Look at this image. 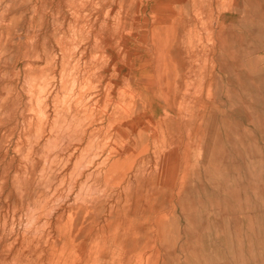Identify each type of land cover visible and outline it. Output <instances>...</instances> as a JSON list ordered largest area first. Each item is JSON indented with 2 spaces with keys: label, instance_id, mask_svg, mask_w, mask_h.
<instances>
[{
  "label": "rangeland",
  "instance_id": "rangeland-1",
  "mask_svg": "<svg viewBox=\"0 0 264 264\" xmlns=\"http://www.w3.org/2000/svg\"><path fill=\"white\" fill-rule=\"evenodd\" d=\"M0 264H264V0H0Z\"/></svg>",
  "mask_w": 264,
  "mask_h": 264
},
{
  "label": "bare ground",
  "instance_id": "bare-ground-1",
  "mask_svg": "<svg viewBox=\"0 0 264 264\" xmlns=\"http://www.w3.org/2000/svg\"><path fill=\"white\" fill-rule=\"evenodd\" d=\"M108 71H109V70H108ZM109 72H110V71H109ZM33 77H34V79H35V76H33ZM103 77H104V76H103ZM108 77H109V76H108ZM37 78H38V77H37ZM34 79H32V80H34ZM30 80H31V79H30ZM30 80H29V81H30ZM34 82L37 83V80H34V81H33V84H35ZM108 82H109V81H108ZM108 82H107V83H108ZM28 83H29V82H28ZM31 84H32V83H30L29 85H31ZM105 85H106V84H105ZM109 85H111V84L109 83ZM112 86H113V85H112ZM105 87H106V86H105ZM31 88H33V87L30 86L29 89H31ZM110 90H111V89H110ZM29 91H30V92H33L34 90L32 91V89H31V90H29ZM143 93H144V92H143ZM32 94H33V93H32ZM36 95H37V94H36ZM120 95H121V94H120ZM120 95H119V96H120ZM143 95H144V94H143ZM55 96H56V98L59 97V96H57V94H56ZM121 96L123 97L124 95H121ZM141 96H142V95H141ZM124 97H125V96H124ZM137 97H138V95H137ZM119 98H120V97H119ZM119 98H118V99H119ZM125 98H126V97H125ZM138 98H139V97H138ZM138 98H137V99H138ZM32 99H33V97H32ZM36 99H37V97H36ZM69 99H70V98H69ZM77 99H78V98H77ZM77 99H76V100H77ZM120 99H121V98H120ZM139 99H140V98H139ZM37 100H38V99H37ZM56 100H57V99H56ZM79 100H80V99H79ZM79 100H78V101H79ZM71 101H72V100H71ZM123 101H124V99H123ZM123 101H122V102H123ZM37 102H38V101H37ZM56 102H57V101H56ZM73 102H74V101H73ZM35 103H36V102H35ZM35 103H34V104H35ZM54 103H55V102H54ZM59 103H60V102H59ZM67 103H68V101H67ZM78 103H80V102H78ZM37 104H38V103H37ZM37 104H35V105H37ZM55 104L57 105V103H55ZM69 104H70V103H69ZM71 104H72V102H71ZM119 104H120V103H119ZM35 105H33L34 107H33V106H32V107L35 108ZM65 105H66V103H65ZM78 105H79V104H78ZM62 106H63V105H62ZM67 106H68V105H67ZM56 107H57V106H55V108H56ZM58 107H59V106H58ZM60 107H61V106H60ZM63 107H64V106H63ZM73 107H74V106H73ZM69 108H70V107H69ZM75 108H76V107H75ZM35 109H37V111H38V110H39V109H38V106H36ZM61 109H62V108H61ZM65 109H66V108H65ZM72 109H74V108H71V110H72ZM59 110H60V109H59ZM61 111H62V110H61ZM63 112H64V110H63ZM73 112H75V111H73ZM76 112H77V111H76ZM76 112H75V113H76ZM57 113H58V112H57ZM75 113H74V116H76ZM69 114H70V113H69ZM60 115H61V114H60ZM77 115H78V114H77ZM68 116H69V115H67V117H68ZM70 116H71V115H70ZM149 116H150V115H149ZM60 117H61V116H60ZM60 117H59V118H60ZM67 117H66V118H67ZM76 117H77V116H76ZM63 118H64V117H63ZM69 118H70V117H69ZM56 119H57V118H56ZM136 119H137V118H136ZM139 119H140V118H139ZM59 120H60V119H59ZM69 120H70V119H69ZM137 121H138V120H137ZM58 122H61V121H58ZM67 122H68V121H67ZM65 123H66V122H64V124H65ZM134 125H135V124H134ZM135 126H136V125H135ZM211 129H212V128H211ZM213 131H214V130H213ZM134 133H135V132H134ZM135 134H136V133H135ZM132 140H133V139H132ZM132 140H131V141H132ZM51 144H52V143H51ZM127 145H129V143H128ZM130 148H131V147H130ZM176 197H177V196H176ZM41 199H43V198H41ZM41 199H40V200H41ZM41 201L43 202V200H41ZM41 201H40V203H41ZM44 202H46V201L44 200ZM33 203H34V202H33ZM41 204H42V203H41ZM43 204H44V203H43ZM37 205H38V204H37ZM37 205H36V206H37ZM34 206H35V203H34ZM34 206H32V207L34 208ZM39 206H40V205H39ZM39 206H38V207H39ZM45 206H46V205H45ZM40 207H41V206H40ZM35 208H37V207H35ZM43 208L45 209V207H43ZM38 209H39V208H38ZM47 210H48V209H45V211H47ZM36 211H37V210H36ZM37 212H38V211H37ZM37 212H36V213H37ZM39 212H40V211H39ZM39 212H38V213H39ZM32 220H33V219H32ZM35 221H38V220H35V218H34V222H35ZM60 221H61V220H60ZM30 222H31V221H30ZM37 223H38V222H37ZM37 223H36V224H37ZM40 223H41V222H40ZM40 223H39V224H40ZM32 224H33V223H32ZM32 224H31L29 227H31ZM149 224H150V221H149ZM28 225H29V224H28ZM38 226H39V225H38ZM139 226H140V225H139ZM42 227H43V225H42ZM151 229H152V228H151ZM40 230H41V229H40ZM132 230H133V229H132ZM34 231H36V230H34ZM134 231H135V230H134ZM134 231H133V232H134ZM36 232H37V231H36ZM38 232H39V231H38ZM35 234H36V233H35ZM85 235H86V234H85ZM96 237H97V236H96ZM132 237H133V236H132ZM135 237H136V236H135ZM24 239H25V238H24ZM24 239H23V240H24ZM32 239H34V238H32ZM25 241H26V240H25ZM132 242H133V241H132ZM27 243H29V242H27ZM30 244H31V243H30ZM30 244H29V246H30ZM27 245H28V244H27ZM134 246H135V245H134ZM124 249H126V248H124Z\"/></svg>",
  "mask_w": 264,
  "mask_h": 264
}]
</instances>
